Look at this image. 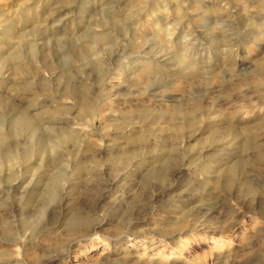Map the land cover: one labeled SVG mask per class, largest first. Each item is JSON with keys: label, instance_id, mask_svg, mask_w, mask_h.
<instances>
[{"label": "rangeland", "instance_id": "rangeland-1", "mask_svg": "<svg viewBox=\"0 0 264 264\" xmlns=\"http://www.w3.org/2000/svg\"><path fill=\"white\" fill-rule=\"evenodd\" d=\"M2 132L0 264H264V0H0Z\"/></svg>", "mask_w": 264, "mask_h": 264}, {"label": "bare ground", "instance_id": "bare-ground-1", "mask_svg": "<svg viewBox=\"0 0 264 264\" xmlns=\"http://www.w3.org/2000/svg\"><path fill=\"white\" fill-rule=\"evenodd\" d=\"M108 20V19H107ZM230 43V42H229ZM81 51H82V49H81ZM37 69V68H36ZM37 70H39V69H37ZM36 71V70H35ZM45 71H48L47 69L45 70ZM37 72V71H36ZM38 73V72H37ZM42 73V72H41ZM124 73H126V72H124ZM35 74V73H34ZM40 78H42L43 79V75H41V76H39ZM46 80V79H45ZM44 80V81H45ZM39 81V80H38ZM48 81V80H47ZM104 81H105V79H104ZM42 82V81H41ZM106 82H108V79H106V81H105V83ZM85 111V110H84ZM102 111H103V109H101L100 108V106L99 105H96V106H94L93 107V113H92V115H91V126L93 127V126H95V123H96V121L97 120H99V117H98V114H102ZM28 113V112H27ZM102 117V116H101ZM101 119V118H100ZM102 120V119H101ZM13 123V122H12ZM21 125H23V127L25 128V127H29V128H34L35 126H38L37 124H35V119L32 117V116H30L29 114H25V113H21V115H19V118L18 119H16V121H15V123H14V127H11L12 129H11V131L12 132H15V131H17V132H15V133H17L18 134V130L20 129V126ZM38 127H40V126H38ZM189 127H191L190 125H189ZM29 128H27V130L29 129ZM37 128V127H36ZM31 129H30V131H31ZM54 129V128H53ZM22 130V129H21ZM35 130V129H34ZM38 129H36V131H37ZM36 131H35V133H36ZM51 131H52V129H51ZM54 131H56L55 129H54ZM54 131H53V133H54ZM32 132V131H31ZM57 132V131H56ZM70 132V131H69ZM67 131H66V136H67ZM3 134V132L2 133H0V144H1V142H4V136L2 135ZM34 134V133H33ZM73 134V133H72ZM63 137V136H62ZM70 137V136H69ZM191 138V137H190ZM3 139V140H2ZM41 141V140H40ZM51 141H53V140H51ZM42 142H43V139H42ZM51 143V145H52V142H50ZM42 144H44V143H42ZM47 145V144H46ZM181 145V144H180ZM179 145V146H180ZM0 146H2V145H0ZM47 146H49V145H47ZM54 146V145H53ZM98 146V145H97ZM55 147V146H54ZM100 149V148H99ZM53 150V149H52ZM2 152H0V154H1ZM6 155V154H5ZM1 157H3V153H2V156ZM157 157V156H156ZM80 166V165H79ZM78 166V167H79ZM84 166V165H83ZM82 166V167H83ZM78 167L76 168V170L78 169ZM81 167V166H80ZM43 169V168H42ZM96 169H100V168H97L96 167ZM80 170V171H79ZM78 171L79 172H81V168L79 169ZM97 170V171H98ZM60 171V170H59ZM58 171V172H59ZM62 172V171H61ZM173 172V171H172ZM42 173V172H41ZM75 173V172H74ZM60 174V173H59ZM59 174H57V175H59ZM75 174H77V171H76V173ZM61 175H63V174H61ZM61 175H60V178H61ZM58 177V176H57ZM73 178V177H72ZM59 179V178H58ZM228 180V179H227ZM229 184H230V182H229ZM229 184H227V185H229ZM96 235V234H95ZM120 240H123V238L121 237V239ZM128 242V241H127Z\"/></svg>", "mask_w": 264, "mask_h": 264}]
</instances>
